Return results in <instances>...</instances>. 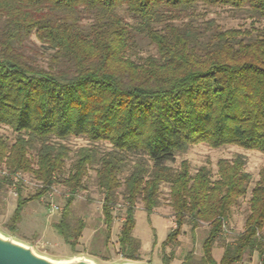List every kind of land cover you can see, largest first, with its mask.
Segmentation results:
<instances>
[{
    "label": "trees",
    "instance_id": "trees-1",
    "mask_svg": "<svg viewBox=\"0 0 264 264\" xmlns=\"http://www.w3.org/2000/svg\"><path fill=\"white\" fill-rule=\"evenodd\" d=\"M214 7L264 20V0H0V126L18 134L11 147L0 138V165L42 185L30 198L19 190L13 227L63 173L71 151L61 141L86 138L111 149L87 146L75 154L64 181L69 197L55 224L67 245L75 249L86 228L82 220L72 222L71 209L96 167L108 237L124 189L123 259H141L143 245L133 235L138 202L152 215L167 185L175 228L163 250L177 246L184 227L194 234L207 224L201 261L189 253L181 264L263 260L264 168L250 193L244 231L225 243L217 261L213 250L252 182L245 158L220 160L216 178L205 167L192 175L186 161L178 169L169 165L199 143L264 153V27L223 31L200 17V8ZM143 41L154 46V56H136ZM38 47L46 66L36 61ZM6 181L0 178V189Z\"/></svg>",
    "mask_w": 264,
    "mask_h": 264
},
{
    "label": "rangeland",
    "instance_id": "rangeland-1",
    "mask_svg": "<svg viewBox=\"0 0 264 264\" xmlns=\"http://www.w3.org/2000/svg\"><path fill=\"white\" fill-rule=\"evenodd\" d=\"M199 14L204 21H214L221 30H249L253 27H264V20L251 18L241 11H234L229 8H200ZM89 21H85V24ZM38 46L40 44L32 38ZM141 48L137 49L136 56L145 58L155 55L154 46H150L147 41H143ZM40 55L36 57L38 64L46 66L47 58L41 55L44 50L38 47ZM47 51V50H45ZM18 134L12 129L0 126V138L10 147L15 144ZM69 148L70 157L66 161L63 173L57 176V182L51 190L41 199L30 201L23 209L20 221L14 226L12 217L17 207L19 190L23 198H30L42 188L41 182L37 181L30 173L13 172L5 165H0V169L8 174L6 186L0 189V234L8 239L25 245L48 260L54 262H65L71 260L86 259L95 264H163V256L173 254L170 264H181L185 257L192 253L197 262L203 256V243L207 239L210 227L207 224L201 225L193 234L189 226L184 227L183 234L178 239L177 246H169L163 250V243L169 233L175 228L174 211L170 206V189L167 185L161 187L160 206L152 215H148L144 210V203L138 202L135 219L136 226L134 237L142 242L140 261H127L120 256V246L118 237L120 227L125 218L126 203L123 200L124 189L118 192V200L114 206V223L110 237L107 235L102 214L103 194L97 185L95 168L91 167L84 181V189L80 190L76 196L71 209V220L76 224L82 220L86 228L78 244L73 249L67 245L55 228L61 217L69 197V191L65 186V179L75 159L76 152L85 147L97 148L98 152H108L111 147L106 143L92 144L86 138L71 137L61 141ZM36 150L31 151V158H36ZM237 155L245 158V171L251 175L252 182L249 187L248 196L240 200L239 204L233 208L226 230L223 232L220 241L216 244L213 255L219 261L223 255L225 243H231L243 231L245 221L248 216V200L251 190L259 179V173L264 168V153L247 151L235 146H227L220 149H212L207 145L200 144L192 146L186 153L178 154L175 162L169 164L173 169H178L182 162L190 165L192 175L205 167L211 171L213 177H217L218 162L220 160H233ZM127 173L123 177H126ZM4 178V177H0ZM58 208L56 210L55 208ZM259 257L248 264H258Z\"/></svg>",
    "mask_w": 264,
    "mask_h": 264
},
{
    "label": "water",
    "instance_id": "water-1",
    "mask_svg": "<svg viewBox=\"0 0 264 264\" xmlns=\"http://www.w3.org/2000/svg\"><path fill=\"white\" fill-rule=\"evenodd\" d=\"M0 264H95L86 259L54 262L37 255L32 248L0 234Z\"/></svg>",
    "mask_w": 264,
    "mask_h": 264
},
{
    "label": "built area",
    "instance_id": "built-area-1",
    "mask_svg": "<svg viewBox=\"0 0 264 264\" xmlns=\"http://www.w3.org/2000/svg\"><path fill=\"white\" fill-rule=\"evenodd\" d=\"M0 177H8V174L5 171L0 169ZM55 209L58 210L57 207ZM224 230H226V228ZM242 264H245V263H242ZM258 264H264V258Z\"/></svg>",
    "mask_w": 264,
    "mask_h": 264
},
{
    "label": "crops",
    "instance_id": "crops-1",
    "mask_svg": "<svg viewBox=\"0 0 264 264\" xmlns=\"http://www.w3.org/2000/svg\"><path fill=\"white\" fill-rule=\"evenodd\" d=\"M143 249V248H142Z\"/></svg>",
    "mask_w": 264,
    "mask_h": 264
}]
</instances>
